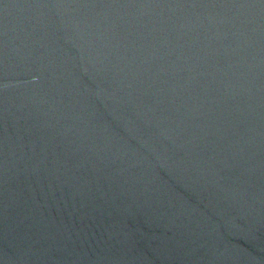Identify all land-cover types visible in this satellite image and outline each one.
Returning <instances> with one entry per match:
<instances>
[{"label": "water", "instance_id": "95a60500", "mask_svg": "<svg viewBox=\"0 0 264 264\" xmlns=\"http://www.w3.org/2000/svg\"><path fill=\"white\" fill-rule=\"evenodd\" d=\"M0 264H264V0H0Z\"/></svg>", "mask_w": 264, "mask_h": 264}]
</instances>
